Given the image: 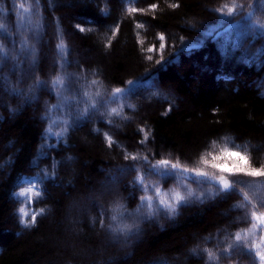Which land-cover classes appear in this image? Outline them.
Listing matches in <instances>:
<instances>
[{
	"label": "trees",
	"instance_id": "1",
	"mask_svg": "<svg viewBox=\"0 0 264 264\" xmlns=\"http://www.w3.org/2000/svg\"><path fill=\"white\" fill-rule=\"evenodd\" d=\"M235 2L243 6L240 15L221 11L233 0H40L37 36L28 27L18 30L20 6L34 8L32 0H0V22L6 25L0 43L13 57L0 67L8 81H0V264H207L203 249L223 253L236 232L251 227L248 210L234 207L242 200L235 193L190 202L175 216L162 212L145 219L131 238L107 227L114 202L124 204L125 216L140 205L145 193L133 181L144 156L153 162L179 158L192 166L213 141L218 148L230 137L248 145L254 166L264 165V35H253L245 19L254 0ZM132 7L138 11L130 12ZM61 36L69 50L64 71L81 78L73 87L84 84V77L99 80L104 99L115 88H131L109 105H135L123 108L128 119L113 116L109 124L102 114L89 115L62 138L48 134L46 117L58 118L49 109L59 102L51 80L61 72ZM22 40L36 55L13 71ZM129 81L139 83L133 88ZM145 132L148 139L141 143ZM105 133L116 142L111 147ZM126 153L141 159H125ZM43 170L49 176L36 185L42 196L33 194L28 203L27 196L14 195L22 190V178ZM159 184L164 191L176 187L172 178ZM32 214L35 224L25 227L22 218ZM71 220L78 222L69 227ZM248 251L219 264H259Z\"/></svg>",
	"mask_w": 264,
	"mask_h": 264
},
{
	"label": "snow or ice",
	"instance_id": "2",
	"mask_svg": "<svg viewBox=\"0 0 264 264\" xmlns=\"http://www.w3.org/2000/svg\"><path fill=\"white\" fill-rule=\"evenodd\" d=\"M34 8L31 6L25 8L21 4L22 12L18 13V30L28 27L29 30L39 35V28L41 25V18L39 13L40 0H32ZM128 3H134L135 0H127ZM175 7V5H172ZM155 5L151 6V10H155ZM31 8V13H30ZM237 9H240L237 12ZM264 9V0H254V4L249 7L246 20L249 22V26L253 35H264V12L258 16L257 12ZM130 12L135 13L137 8L132 7ZM221 11H226L229 15H240L243 13V6L237 4L235 0L231 6L225 5ZM30 13V14H29ZM238 26V24H237ZM137 27H143L142 24H137ZM0 30H6V25L0 22ZM81 31L85 29L81 28ZM160 49L163 50L165 44L164 35L159 36ZM21 54L15 58L13 71L19 66L22 59L26 60L29 56L35 57V47L30 46L28 40H22L21 42ZM13 48H15V41H12ZM58 55L60 58L61 72L57 74L51 80V86L55 90L58 104L53 105L49 109V113L56 112L58 114L57 119H52L51 115L46 117L50 121L48 134L55 135L57 138H62L70 127L73 126L75 121L87 117L89 115L102 114L108 120L109 124L113 123V116H120L121 119H128L123 116V108H135V105L131 104H119V107H109L111 104H118L125 98L129 89L115 88L108 99L103 98L102 94V82L99 80L88 81L87 77H84V84H80L79 88H74V83H79L80 77H73V74L66 73L64 69L68 66L66 59L69 55V50L63 42L61 36L60 43L57 45ZM149 52L154 51L153 48L148 49ZM264 52V49L260 50ZM27 53V55H24ZM13 57L10 55L9 50L3 43H0V67ZM95 75V73H93ZM0 81L7 83V77L0 76ZM139 82L129 81V85L133 88ZM40 86V82L34 87ZM22 95L23 93H19ZM101 109H104L101 112ZM62 116V118H60ZM59 126V132H53V127ZM144 131V129H141ZM148 139V133L145 132L144 143ZM105 140L109 147L116 143L112 136L105 133ZM211 150L201 154L197 164L189 166L186 163L180 161L177 158L175 161L170 158L155 159V162L149 159L148 156H144L143 164L136 168L137 178L133 181L138 185L140 190L145 193L142 195L140 205H138L135 213H129L125 216L126 208L123 203L116 201L112 206V216L110 217V223L107 225L108 230L117 235H124L126 238L139 235V224L145 219H150L155 215H159L162 212H166L168 216H175L178 214V207L185 206L190 202L203 203L205 200L215 199L220 195L239 194L242 200L239 204L235 205L236 208H244L248 210L252 224L248 229H242L234 234V242L229 243L223 250V253L209 248L203 249L207 254V264H219L220 259H232L235 252L248 248V255L254 253V257L259 261V264H264V193L261 190L264 189V165L254 166L252 163V157L249 154L248 145L236 144L230 137H224L223 142L217 148V142L213 141L210 146ZM131 158L133 161L140 160L139 154L125 155V159ZM147 167L148 171L145 173L141 169ZM212 169L207 171L206 169ZM54 175V173H52ZM49 176L48 170H43L42 174L37 173L35 177L22 178V190L19 193H14L19 197H28V203L32 202V195L40 197L43 195L41 189L36 188L37 184H42L43 179ZM231 176H245L250 177L254 181H259L256 184H244L239 181L229 179ZM151 177H156L155 181L149 183ZM172 178L176 181V187L169 191H164L159 181ZM195 184L196 189H193L191 185ZM24 185H27L24 187ZM239 187V193H236V189ZM199 189V191H197ZM20 213L23 217H27L28 213L24 208H21ZM44 209L40 212L43 213ZM36 214H32L30 220H21L25 227H30L36 222ZM131 219L132 222H126ZM100 225L103 228L105 226L103 216L100 219ZM136 229V231H133ZM257 230L262 234L257 236ZM193 253L197 252V249H192Z\"/></svg>",
	"mask_w": 264,
	"mask_h": 264
},
{
	"label": "rangeland",
	"instance_id": "3",
	"mask_svg": "<svg viewBox=\"0 0 264 264\" xmlns=\"http://www.w3.org/2000/svg\"><path fill=\"white\" fill-rule=\"evenodd\" d=\"M113 181V180H112ZM102 185H103V187H107L108 186V183L107 182H104V183H102ZM78 221H75V220H71V221H69V223H68V225H69V227H73V225L75 224V223H77ZM80 222V221H79ZM75 232V231H74ZM260 234H262L259 230H257V236H259Z\"/></svg>",
	"mask_w": 264,
	"mask_h": 264
}]
</instances>
